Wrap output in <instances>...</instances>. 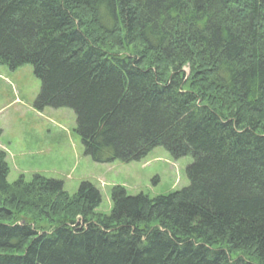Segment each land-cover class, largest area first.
<instances>
[{"label":"trees","instance_id":"16d2710c","mask_svg":"<svg viewBox=\"0 0 264 264\" xmlns=\"http://www.w3.org/2000/svg\"><path fill=\"white\" fill-rule=\"evenodd\" d=\"M98 34L142 50L109 52ZM0 65L32 67L35 109L71 110L94 163L157 147L192 159L187 187L114 188L100 218L90 183L9 184L0 152V264H264V0H0Z\"/></svg>","mask_w":264,"mask_h":264},{"label":"rangeland","instance_id":"374dc122","mask_svg":"<svg viewBox=\"0 0 264 264\" xmlns=\"http://www.w3.org/2000/svg\"><path fill=\"white\" fill-rule=\"evenodd\" d=\"M96 39L112 53L127 54L142 50L137 42L127 46L100 34ZM144 65L153 66L151 55L146 57ZM183 71L188 82L191 69L186 66ZM202 83L201 79L193 81L200 88ZM40 89L41 83L34 76L31 66L24 65L11 71L0 65V152L5 155L9 184L19 176L29 182L33 175L38 174L61 181L64 191L73 195L81 182H88L100 194L101 203L95 212L100 218H106L110 213V195L114 188L120 187L130 196L144 194L153 198L177 192L189 185L186 169L192 159L183 157L174 160L161 147L154 148L137 162H92L84 155L75 131V115L71 110L35 109ZM221 103L222 115H230L234 104ZM11 212L9 221L31 222L42 230L52 225L21 209Z\"/></svg>","mask_w":264,"mask_h":264}]
</instances>
